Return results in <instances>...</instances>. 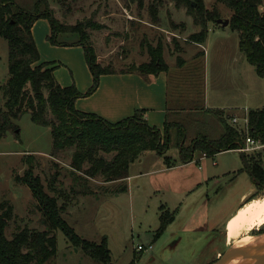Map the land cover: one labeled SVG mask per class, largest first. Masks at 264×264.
I'll return each instance as SVG.
<instances>
[{
  "label": "rangeland",
  "instance_id": "rangeland-1",
  "mask_svg": "<svg viewBox=\"0 0 264 264\" xmlns=\"http://www.w3.org/2000/svg\"><path fill=\"white\" fill-rule=\"evenodd\" d=\"M36 1L16 0V4L32 11ZM191 2L193 7L180 0H39L38 9L46 11L59 26L81 27L83 39L79 33H67L60 35L61 40H83L102 67L143 75L162 68L169 79V107L176 110L168 113V120L182 126L184 145L189 146L199 135L215 137L220 133L216 111L223 112L229 124L228 117L237 116L234 127L244 135L242 126L248 110L264 106V77L256 74L240 51L238 32L222 31V26L205 19L206 12L201 16V11L197 13L193 8L200 3L203 10H213L216 19H228L229 9L217 0ZM263 7L264 0L260 9ZM201 18L207 25L203 44L194 41L202 29ZM47 41L54 46L78 45L56 44L48 37ZM7 57V41L0 38V106L4 102L1 86L9 76ZM150 65L147 71L142 68ZM15 123L17 136L7 132L0 138V195L11 202L14 215L6 229L9 237L18 227L43 229L41 213L30 190L16 178L27 167L26 154H34L33 171L50 194H57L48 186L53 176L55 190L65 193L71 192L76 176L83 182L82 174L70 167L71 149L52 151L49 127L33 123L28 113ZM174 132V128L169 129L171 137ZM236 150L243 152L244 158L234 150L205 157L197 149L187 166L151 175L147 172L149 167L155 168L154 160L144 157L141 163H131L128 173L132 176L141 170L146 174L133 176L127 183L86 179L92 193L76 196L62 217L85 239L100 242L105 237L112 264H131L137 257L136 264H210L233 246L238 237L234 225L253 221L247 226L246 236L236 242L264 233V180L256 183L246 168L247 162L246 166L243 162L247 155L249 161L256 160L264 170V145ZM166 156L175 165L181 164L179 148L174 143ZM205 173L207 181L198 189L186 190L192 180H203ZM124 184L126 189L122 188ZM242 194L245 197L239 213L225 221ZM58 201L61 203L62 198ZM160 204L175 209V219L155 239ZM224 230L231 243L226 248L221 239ZM55 236L56 257L45 264H101L72 247L61 230H56ZM137 245L143 249H137ZM217 251L221 254L215 259Z\"/></svg>",
  "mask_w": 264,
  "mask_h": 264
},
{
  "label": "trees",
  "instance_id": "trees-1",
  "mask_svg": "<svg viewBox=\"0 0 264 264\" xmlns=\"http://www.w3.org/2000/svg\"><path fill=\"white\" fill-rule=\"evenodd\" d=\"M38 1L30 11L17 5L16 0H0V38L5 39L8 44L9 75L6 83L1 86L4 102L0 106V138L5 137L7 132L17 136L18 125L15 121L28 113L33 123L50 128L54 153L71 149L70 167L82 174L83 182L76 176L73 178L71 192L65 193L55 190L53 182L56 177L53 176V181L48 186L57 194H50L40 176L33 171L34 154H26L24 159L27 167L16 178L30 190L35 206L41 213L43 229L18 227L11 237L7 236L8 223L14 216L13 205L0 195V264H45L51 261L57 253L56 230L63 232L72 247L81 249L95 261L112 264L105 237L100 242L85 239L62 217L63 210L71 200L76 196L92 193V189L86 186V179L100 178L105 183L123 181L128 177L130 164L146 151H154L163 157L168 167H172L175 163L166 156L172 143L179 148L181 163L191 162L197 149L206 157H212L221 151L243 147L245 135L229 124L221 111H216V123L220 129L218 135L209 137L202 134L194 138L189 146H185V130L178 123L169 122L168 114L163 128L159 129L146 122L142 111H136L116 122H109L96 114L77 110L74 101L81 94L73 84L61 86L54 77L53 66L49 62L40 61L31 28L35 20L46 18L51 27L48 38L56 44H59L56 40L59 33H79L82 39L85 33L81 27L66 28L57 25L46 11H39ZM180 1L193 7L191 0ZM217 1L229 9L228 26L230 30L238 32L240 51L254 67L256 74L264 77V7L260 9L263 0ZM193 9L197 13L201 11V16L203 11L206 12V20L216 19L213 10H203L200 3ZM201 24L202 29L194 40L199 44H203L207 35L205 21ZM85 43L81 39L74 42L84 48L86 62L92 74V84L87 91L90 94L97 88L101 74L114 71L97 64L91 48ZM152 65L142 68L147 71ZM162 70L152 69L149 74H157ZM247 122L248 136L264 145V106L248 110ZM170 128L175 129L172 137ZM245 157L250 175L254 181L262 183V166L256 160L249 161L247 155ZM76 183H80L78 189L75 188ZM122 188L126 189V185H122ZM59 198H62L61 203ZM165 211L169 213L167 217ZM174 216V211L160 206L155 239L173 221ZM137 259L138 257L134 258L131 264H136Z\"/></svg>",
  "mask_w": 264,
  "mask_h": 264
},
{
  "label": "crops",
  "instance_id": "crops-1",
  "mask_svg": "<svg viewBox=\"0 0 264 264\" xmlns=\"http://www.w3.org/2000/svg\"><path fill=\"white\" fill-rule=\"evenodd\" d=\"M222 31L225 30L222 28ZM31 33L40 55V61L49 62L53 66V74L56 81L61 86H69L73 84L77 91L81 94V96L76 98L74 101V107L77 110L96 114L109 122H116L133 115L136 111H142L146 122L150 126H154L159 129L163 128L166 114L176 112V110L169 107V79L168 74L165 71H160L157 74L147 75L140 74L136 71H118L101 74L97 88L92 93L88 94L87 91L92 84V74L86 62L83 46L51 45L47 41V37H49L51 34V27L49 21L45 18H38L35 20L31 28ZM62 34L67 33H59L57 35L56 40L59 43L76 42V40H61L60 35ZM232 116L235 115H231L228 118ZM234 151L239 152L236 149ZM153 154L157 155L154 151H146L141 155L140 158L134 161L141 163L144 157H148V159L150 158V162H153L154 160L155 168L152 169L149 167L147 172L149 175L156 172L162 173L173 171L178 167L182 168L190 163H181L180 165L168 167L164 159L163 162L161 161L162 156H153ZM144 174H146V172L141 170L137 171V173L132 176H129L128 173V177L123 181L127 183L131 177L142 176ZM201 179L203 180H192L188 185L189 187L187 188L186 186V190H194L196 188L198 189L204 180L207 181L209 179L208 174L205 173L204 177ZM155 186L156 188L160 186L156 179ZM244 197L245 195L242 194L241 198H238L237 207L226 217L225 221H228L231 216L237 215L236 213H239L238 210H240V206L243 205L242 200ZM161 205L163 204L159 205L158 210H160ZM167 209L169 211H174L175 215V209L171 210L168 207ZM250 219L254 220L253 216ZM252 223L253 221L234 225V229L236 233H238V237L235 239L234 243L236 240H238V238L246 236L247 226L251 225ZM221 239L225 248L231 244L226 240L225 230L223 236H221ZM150 246V248H152V245ZM220 254L221 252L217 251L215 259L219 257Z\"/></svg>",
  "mask_w": 264,
  "mask_h": 264
},
{
  "label": "water",
  "instance_id": "water-1",
  "mask_svg": "<svg viewBox=\"0 0 264 264\" xmlns=\"http://www.w3.org/2000/svg\"><path fill=\"white\" fill-rule=\"evenodd\" d=\"M192 5L194 6V3H192ZM214 22L216 24H219L220 26H222V28L225 31L230 30V28L228 26V19L217 18V19H215ZM240 156H241V158H244V153L241 152ZM243 162H244V166H246V161L244 159H243ZM255 182L259 183L258 181H255ZM262 186L264 187L263 184H262ZM261 234H264V233H261ZM235 257L250 259V260H252V262L250 264H264V247L260 249L259 254L254 255V254H251L246 249L235 248L234 246H231L228 249H226V251L216 261H214L210 264H224L228 260L235 258Z\"/></svg>",
  "mask_w": 264,
  "mask_h": 264
},
{
  "label": "bare ground",
  "instance_id": "bare-ground-1",
  "mask_svg": "<svg viewBox=\"0 0 264 264\" xmlns=\"http://www.w3.org/2000/svg\"><path fill=\"white\" fill-rule=\"evenodd\" d=\"M235 248H241L248 250L251 254H259L260 249L264 247V234L260 237H247L242 240H239L233 244ZM259 249V250H258ZM263 250V249H262ZM252 260L244 259L240 257H235L224 264H250Z\"/></svg>",
  "mask_w": 264,
  "mask_h": 264
},
{
  "label": "built area",
  "instance_id": "built-area-1",
  "mask_svg": "<svg viewBox=\"0 0 264 264\" xmlns=\"http://www.w3.org/2000/svg\"><path fill=\"white\" fill-rule=\"evenodd\" d=\"M229 121H230L231 125L235 126V124L237 122V118L235 116H232L229 118ZM242 130H243L244 135H245V141H244L245 145L243 147L239 148L240 151L258 149L259 147H261L263 145V144H260L259 142L255 141L254 139L250 138V136H248L247 117L244 118V125L242 126ZM137 249H143V246L137 245Z\"/></svg>",
  "mask_w": 264,
  "mask_h": 264
}]
</instances>
